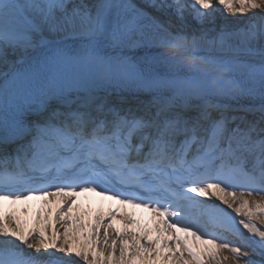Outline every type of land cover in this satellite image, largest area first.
Masks as SVG:
<instances>
[{
    "label": "snow or ice",
    "instance_id": "obj_1",
    "mask_svg": "<svg viewBox=\"0 0 264 264\" xmlns=\"http://www.w3.org/2000/svg\"><path fill=\"white\" fill-rule=\"evenodd\" d=\"M248 96L264 0H0V202L55 204L27 231L0 212V264H264V104L223 102ZM89 192L152 211L157 239L110 211L70 242Z\"/></svg>",
    "mask_w": 264,
    "mask_h": 264
},
{
    "label": "bare ground",
    "instance_id": "obj_2",
    "mask_svg": "<svg viewBox=\"0 0 264 264\" xmlns=\"http://www.w3.org/2000/svg\"><path fill=\"white\" fill-rule=\"evenodd\" d=\"M134 2L141 3L142 0H134ZM148 11H150L154 16L159 17L163 21H167V19H168L167 17L163 16L161 13L155 12V10L148 9ZM223 18H226L228 20L246 19V17H241V16L233 17L231 15H227L225 17V14L223 13V11L221 9L217 12V21L220 22ZM172 23L178 25L180 22L173 17ZM187 23L190 24L191 27H197L198 26L197 22L195 20H193L191 18V16H188ZM10 59H14V57L10 56ZM238 100L243 102V104H245L246 107H253L256 109H258L262 104H264V100H262L259 96L241 97ZM258 119H259V116H258L257 120ZM199 200H203L204 203H206V204L211 202V203L218 204L221 208H226V205L221 204L220 201H218V200H208L206 198H201V197ZM72 241H77V240L72 239L71 242ZM252 258L253 259H259V257H256V256H254ZM102 259H103V257H102ZM159 261H160V256H157V258L155 260H143V261L141 260L140 257H135V258H132L131 264H159Z\"/></svg>",
    "mask_w": 264,
    "mask_h": 264
}]
</instances>
